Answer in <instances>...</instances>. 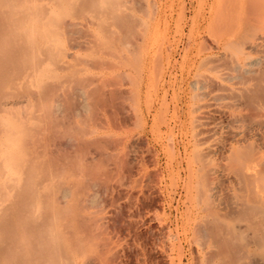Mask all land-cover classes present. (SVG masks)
<instances>
[{"label": "rangeland", "instance_id": "obj_1", "mask_svg": "<svg viewBox=\"0 0 264 264\" xmlns=\"http://www.w3.org/2000/svg\"><path fill=\"white\" fill-rule=\"evenodd\" d=\"M261 5L0 0V264H264Z\"/></svg>", "mask_w": 264, "mask_h": 264}, {"label": "bare ground", "instance_id": "obj_2", "mask_svg": "<svg viewBox=\"0 0 264 264\" xmlns=\"http://www.w3.org/2000/svg\"><path fill=\"white\" fill-rule=\"evenodd\" d=\"M232 7H234V5H233V6L231 5V8H232ZM260 11H263V12H264V5H261V7H260ZM232 31H234V28H233V27L230 28V32H231V33H233ZM258 41H259L260 44H264V32L261 33V34L258 36ZM263 144H264V140H263ZM255 148H256V149H260V146H259V145H255ZM230 153L233 154V150H230ZM260 157H262V155H260ZM258 164L261 165V166H264V161H262V163H258ZM212 172H213L212 174H214L213 178H214L215 180H217L218 177H219V173H218L217 169H216V168H213V169H212ZM260 201H261L262 203H264V197H263L262 195H261V197H260Z\"/></svg>", "mask_w": 264, "mask_h": 264}]
</instances>
